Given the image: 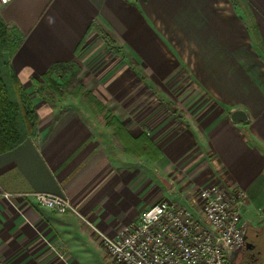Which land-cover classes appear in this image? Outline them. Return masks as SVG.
Returning <instances> with one entry per match:
<instances>
[{
	"label": "crops",
	"instance_id": "obj_1",
	"mask_svg": "<svg viewBox=\"0 0 264 264\" xmlns=\"http://www.w3.org/2000/svg\"><path fill=\"white\" fill-rule=\"evenodd\" d=\"M0 15L22 37L11 63L29 92L52 64L76 61L83 83L94 70L93 92L105 104L129 103L134 120L115 115L130 134L163 152L157 162L141 157L145 169L106 121L32 96L38 135L0 154V264H96L101 254L118 264L104 237L116 238L153 204L147 168L191 139L203 148L201 164L210 163L202 179L244 194L247 234L264 243V0H0ZM94 20L121 54L88 33ZM188 98L200 108L195 120L176 109ZM161 103L180 120L154 119ZM235 109L248 119L233 121ZM39 192L67 196L77 213L41 205Z\"/></svg>",
	"mask_w": 264,
	"mask_h": 264
},
{
	"label": "built area",
	"instance_id": "obj_2",
	"mask_svg": "<svg viewBox=\"0 0 264 264\" xmlns=\"http://www.w3.org/2000/svg\"><path fill=\"white\" fill-rule=\"evenodd\" d=\"M34 196L60 214L77 213L65 195L39 192ZM244 198L217 182L203 186L194 199L199 211L161 198L144 208L116 238L104 237L106 247L118 264H233L231 253L246 246Z\"/></svg>",
	"mask_w": 264,
	"mask_h": 264
},
{
	"label": "trees",
	"instance_id": "obj_3",
	"mask_svg": "<svg viewBox=\"0 0 264 264\" xmlns=\"http://www.w3.org/2000/svg\"><path fill=\"white\" fill-rule=\"evenodd\" d=\"M236 0H232L235 2ZM95 30L105 41L106 45L116 54H121L112 34L105 29L97 20L92 21L88 33ZM22 42L20 33L9 26L0 15V154L9 151L29 138H36L38 135L39 115L33 105L32 97L27 88L15 73L11 59ZM83 42L75 53L79 55L83 51ZM69 72L70 76L66 82H59L57 74ZM81 67L76 61L56 62L50 66L48 71L40 77L32 78V88L40 99L49 102L60 101L62 93L70 88L79 90L84 86L78 76ZM58 97V98H57ZM90 98L99 105L101 111H105L106 125L112 126L116 135L124 143V150L127 154L146 156L151 161L157 162L162 156V150L146 135L134 137L126 129L124 124L96 96L90 93ZM248 235V234H247ZM253 241L254 239H249ZM258 247L262 245L260 239L255 240ZM245 248V247H244ZM264 262V252L256 264Z\"/></svg>",
	"mask_w": 264,
	"mask_h": 264
},
{
	"label": "rangeland",
	"instance_id": "obj_4",
	"mask_svg": "<svg viewBox=\"0 0 264 264\" xmlns=\"http://www.w3.org/2000/svg\"><path fill=\"white\" fill-rule=\"evenodd\" d=\"M108 49L109 48L107 47L105 52H107ZM99 50H100V46L97 44L91 49L90 52H93L92 54H94ZM105 52L104 51L100 52L99 54L101 57V58L99 57L100 59H105V56H104ZM112 63L113 61L109 64H112ZM85 66L88 68L90 67L89 65H85ZM81 72H82V68H81ZM88 72H90L91 75H89ZM93 72L94 70L90 69V71L85 72V74L83 73V77L86 80V81L84 80V83L80 79V75L78 76L79 81L84 86L83 89L79 90L77 89L78 87L77 88L75 87V89H72L69 86L66 89V92L62 93L63 97L60 101L56 100V101L49 102V103L53 106H58V107L63 106L62 109L63 108H66V109L73 108L76 110V112H79L80 114L85 116L87 120H95L96 123H98V120H99V123H102V124L104 120L107 123V120H105V111H101L100 110L101 108L96 103V101L90 98V93L91 95L93 94L94 96H96V94L93 92V89H94L93 83L95 82V80L90 81L91 76L92 77L94 76ZM69 76H70L69 72L63 75L60 73L56 75V79L59 82H66ZM28 93L31 97L36 95V93L32 91L31 92L28 91ZM96 98L100 102H102V104L106 106V109L110 110L114 115L119 114V116L118 115L117 116L123 120H134V117H132L131 115V110H130V106L128 102L120 104L113 100L112 103L105 104L97 96ZM191 100H193V98L187 99L188 102L186 103V106L184 108L182 107L176 108L179 114L183 115L182 120H186V118L189 120H195L197 114H199L200 112V108L195 105V100H194V103L193 101L189 102ZM161 105L164 106V103H161ZM175 105L178 106L177 103ZM206 107L204 109H206ZM169 112H170V117L168 115ZM152 113H153L152 117L154 116L156 117V118L154 117V119L161 120L162 118L160 117H164L165 120L169 118H170L169 120H175V118L176 120H180L177 117L178 114L174 113L166 105L162 108V107H156V104H153ZM110 127L112 128L114 132L113 127L112 126ZM117 138L121 142L122 148L124 150V143L120 140L118 136ZM199 144L200 142L195 141L194 139L188 140L186 142L185 148H181V146H179L176 150L177 153H174L171 157H167V160L165 163L161 165H158V164L155 165L153 172H151V169L153 170V167H150L152 165L150 164L149 168H147V171H148L147 173H149V177L151 175V177L153 176L155 179L154 181L155 197L152 200L153 203L157 202L161 198L167 197L173 200L174 202L184 204L188 207L191 206L195 208L197 211L200 210L198 203L194 202L193 200L198 197L199 191L201 190L203 186L209 185L213 183V181H210L208 179L204 180L201 177V172L204 171L206 167H210V163L208 162L209 163L208 166L206 163L201 164V162L203 161L202 159L203 158L202 157L203 148H201ZM141 157H146V156H141ZM141 157H140L139 164L140 166H143L146 169L145 166H146L147 160L146 158H141ZM143 171L144 172L142 173H146V170L143 169ZM214 176L216 177L217 175L214 174ZM146 207H148V205L145 206V208ZM252 232L253 230L250 229L248 233L249 239L253 238ZM263 240H264V235H263ZM259 250L261 251V254L262 252H264V243L260 246ZM96 264H113V263L111 261L104 260L103 255L101 254V258L98 259Z\"/></svg>",
	"mask_w": 264,
	"mask_h": 264
},
{
	"label": "flooded vegetation",
	"instance_id": "obj_5",
	"mask_svg": "<svg viewBox=\"0 0 264 264\" xmlns=\"http://www.w3.org/2000/svg\"><path fill=\"white\" fill-rule=\"evenodd\" d=\"M256 239H259V237ZM253 244V247L247 248L245 246V248L241 250L235 260V264H256L258 262L261 257V251L258 249V244L255 243V239Z\"/></svg>",
	"mask_w": 264,
	"mask_h": 264
},
{
	"label": "water",
	"instance_id": "obj_6",
	"mask_svg": "<svg viewBox=\"0 0 264 264\" xmlns=\"http://www.w3.org/2000/svg\"><path fill=\"white\" fill-rule=\"evenodd\" d=\"M231 119L235 122H244L248 119L246 113L242 109H235L231 112ZM246 239V247L251 248L254 246V244L250 241L247 240V235H245ZM241 251H235L232 252L230 255V259L233 264H235V260L237 259L238 255L240 254Z\"/></svg>",
	"mask_w": 264,
	"mask_h": 264
}]
</instances>
